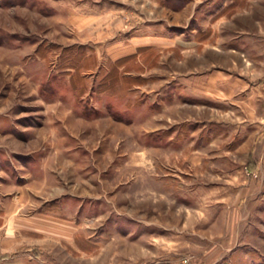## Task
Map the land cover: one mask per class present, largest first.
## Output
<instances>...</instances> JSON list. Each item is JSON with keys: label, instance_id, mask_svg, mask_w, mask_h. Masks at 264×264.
<instances>
[{"label": "rangeland", "instance_id": "rangeland-1", "mask_svg": "<svg viewBox=\"0 0 264 264\" xmlns=\"http://www.w3.org/2000/svg\"><path fill=\"white\" fill-rule=\"evenodd\" d=\"M263 74L264 0H0V264H264Z\"/></svg>", "mask_w": 264, "mask_h": 264}, {"label": "crops", "instance_id": "crops-1", "mask_svg": "<svg viewBox=\"0 0 264 264\" xmlns=\"http://www.w3.org/2000/svg\"><path fill=\"white\" fill-rule=\"evenodd\" d=\"M4 190H5V186H0V193L5 192ZM13 202H16V200H13ZM255 203H258L257 205H259L260 209H262V211H260V215L264 216V201L259 200V201H255ZM10 209H11V201L7 200L6 198L1 197V195H0V211L3 212V215H6L7 211L10 210ZM257 211H259V209ZM248 215L249 214L247 213L245 215H242V217H247ZM247 220H248L247 221L248 223L251 222V219L247 218ZM259 237L262 238L263 236L259 235ZM255 255H256V258H258L259 254H255ZM256 261H260V257L258 259H256ZM2 264H22V257L13 256V258H11L8 262H3Z\"/></svg>", "mask_w": 264, "mask_h": 264}, {"label": "built area", "instance_id": "built-area-1", "mask_svg": "<svg viewBox=\"0 0 264 264\" xmlns=\"http://www.w3.org/2000/svg\"><path fill=\"white\" fill-rule=\"evenodd\" d=\"M261 81H262V83L264 84V74L262 75ZM0 259H1V258H0Z\"/></svg>", "mask_w": 264, "mask_h": 264}]
</instances>
